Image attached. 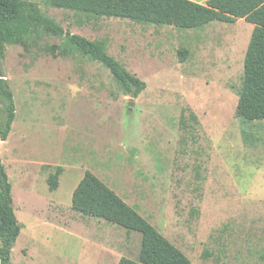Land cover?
<instances>
[{
    "label": "rangeland",
    "instance_id": "obj_1",
    "mask_svg": "<svg viewBox=\"0 0 264 264\" xmlns=\"http://www.w3.org/2000/svg\"><path fill=\"white\" fill-rule=\"evenodd\" d=\"M31 1L65 30L105 41L146 88L125 95L100 63L53 56L46 46L60 37L33 33L27 48L7 46L16 117L0 157L23 224L12 263L138 258L140 233L72 210L73 191L90 170L191 264H264V120L236 114L253 24L162 27ZM243 131L259 138L255 145ZM58 167L59 188L50 191Z\"/></svg>",
    "mask_w": 264,
    "mask_h": 264
},
{
    "label": "trees",
    "instance_id": "obj_2",
    "mask_svg": "<svg viewBox=\"0 0 264 264\" xmlns=\"http://www.w3.org/2000/svg\"><path fill=\"white\" fill-rule=\"evenodd\" d=\"M50 7L65 9L91 18H119L145 25L194 29L211 22L234 23L239 19L253 24L244 58L242 82L238 90L236 114L247 122L264 120V0H43ZM33 33L62 38L47 45L53 56L80 54L100 63L110 71L122 93L138 97L146 88L140 78L130 73L108 53L103 40H90L65 30L44 14L31 0H0V143L8 139L16 117L14 92L4 72L8 45L23 44ZM187 50L180 49L181 61ZM195 119V116H193ZM245 143L255 145L259 138L246 135ZM61 168L50 174V190L59 186ZM72 210L121 226L130 234H141L137 259L121 257L118 264H191V260L134 206L128 204L96 174L86 170L72 194ZM23 229L13 203L12 183L0 157V264L12 263V250Z\"/></svg>",
    "mask_w": 264,
    "mask_h": 264
},
{
    "label": "crops",
    "instance_id": "obj_3",
    "mask_svg": "<svg viewBox=\"0 0 264 264\" xmlns=\"http://www.w3.org/2000/svg\"><path fill=\"white\" fill-rule=\"evenodd\" d=\"M194 1V0H193ZM207 1V0H206ZM206 1H204V2H199V3H205ZM197 2V1H196ZM4 164V163H3ZM6 168V167H5ZM55 173V172H54ZM52 174V173H51ZM9 176V175H8ZM50 176V175H49ZM60 176V175H59ZM10 179V178H9ZM47 183H48V180H47ZM48 187H49V184H48ZM58 188H59V186H58ZM49 190H50V188H49ZM50 191H54V190H50Z\"/></svg>",
    "mask_w": 264,
    "mask_h": 264
}]
</instances>
